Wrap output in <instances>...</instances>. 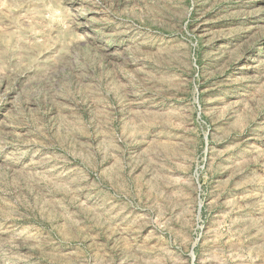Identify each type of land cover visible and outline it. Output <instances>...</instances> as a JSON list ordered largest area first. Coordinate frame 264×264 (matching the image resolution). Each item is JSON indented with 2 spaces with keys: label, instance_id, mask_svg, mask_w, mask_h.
<instances>
[{
  "label": "rangeland",
  "instance_id": "obj_1",
  "mask_svg": "<svg viewBox=\"0 0 264 264\" xmlns=\"http://www.w3.org/2000/svg\"><path fill=\"white\" fill-rule=\"evenodd\" d=\"M0 264H264V0H0Z\"/></svg>",
  "mask_w": 264,
  "mask_h": 264
}]
</instances>
